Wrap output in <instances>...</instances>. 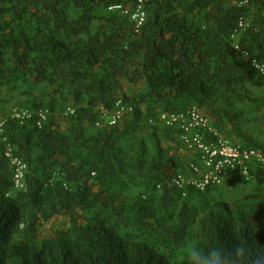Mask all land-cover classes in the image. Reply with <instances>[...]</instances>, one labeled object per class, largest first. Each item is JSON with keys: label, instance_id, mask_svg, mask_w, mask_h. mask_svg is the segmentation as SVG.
I'll return each instance as SVG.
<instances>
[{"label": "trees", "instance_id": "1", "mask_svg": "<svg viewBox=\"0 0 264 264\" xmlns=\"http://www.w3.org/2000/svg\"><path fill=\"white\" fill-rule=\"evenodd\" d=\"M134 1L0 0V264H188L193 243H254L264 229L263 188L202 205L183 196L179 130L158 122L193 106L219 135L263 149L240 129L253 108L264 131V97L249 90L264 85L252 66L264 67V0H150L138 32L108 11ZM18 95L23 121L4 111ZM118 100L131 112L108 126L101 112ZM7 152L25 166L22 189ZM59 219L66 228L41 236Z\"/></svg>", "mask_w": 264, "mask_h": 264}, {"label": "built area", "instance_id": "2", "mask_svg": "<svg viewBox=\"0 0 264 264\" xmlns=\"http://www.w3.org/2000/svg\"><path fill=\"white\" fill-rule=\"evenodd\" d=\"M149 1L135 0L132 6L116 5L108 8V11L120 12L126 16L132 24L133 31L138 32L145 22V6ZM243 26V23L240 22L239 27L243 28ZM242 54L246 55L245 52ZM252 66L264 74L263 66L255 62H252ZM68 112L72 114L71 110ZM130 112L131 108L118 100L112 112H101V117L104 118L108 126H115ZM10 117L23 121L28 119L30 115L27 111L15 109L11 112ZM39 117L41 123L46 119V113L41 112ZM158 122L163 128H177L182 150L193 157L189 165L188 175H178L173 180V183L180 188H191L198 192H204L208 188L221 185L227 178L249 182L253 179L252 170L254 167L264 170V133L263 149H249L219 135L211 128L210 121L204 112L193 106L183 113L161 114ZM149 123L154 122L150 121ZM3 131L4 121H0V141H3L1 136ZM6 156L11 157L9 153ZM10 165L15 172V187L22 188L25 166L20 160L13 157L10 160Z\"/></svg>", "mask_w": 264, "mask_h": 264}, {"label": "clouds", "instance_id": "3", "mask_svg": "<svg viewBox=\"0 0 264 264\" xmlns=\"http://www.w3.org/2000/svg\"><path fill=\"white\" fill-rule=\"evenodd\" d=\"M15 109L17 108L10 110L9 114H11V112ZM263 133L264 131H262V136ZM7 153L11 155V152H7ZM180 154L181 155L187 154L190 157L187 164L185 163V165H187L185 166L187 167L185 171V175H188L189 165L193 157L189 153H186L183 150H180ZM8 158L11 160L12 155L11 157ZM227 179L221 185L217 186L219 190L220 188L222 189V186L227 187L228 184ZM243 182L245 184H248L250 181L249 182L243 181ZM22 188H17V189H22ZM177 188L183 191V196H186V194L189 193L191 194V192L204 195L210 189L216 187L208 188L204 192H198L191 188H180L178 186ZM261 233H264V229H258L254 243L248 240L246 236L239 241L222 240L219 245L208 248L201 247L199 243H193L189 245L186 252L188 264H264V235H261Z\"/></svg>", "mask_w": 264, "mask_h": 264}, {"label": "rangeland", "instance_id": "4", "mask_svg": "<svg viewBox=\"0 0 264 264\" xmlns=\"http://www.w3.org/2000/svg\"><path fill=\"white\" fill-rule=\"evenodd\" d=\"M124 86H125L124 91L127 95L131 96L136 93V90L133 86H129V85H124ZM249 90L251 91L253 95L264 97V85L249 86ZM34 96L37 98V101L49 102V99L45 96V93H44V85H39L38 87H36ZM24 101H25V98L21 97L20 95L13 96L11 98L10 103L6 105V108H4V111L6 112L14 108H19L23 104ZM247 110L249 111V112L247 111L248 112L247 120L242 123L240 130H242V132L247 133L248 135H252L254 137L260 138L262 135V127L258 120L257 111L256 113H251L255 111L253 108H248ZM180 158H182V156H180ZM261 188L264 189V176L262 177L258 176L257 178L254 179L253 183L251 184H239L238 183L237 186H233L232 184L228 185L227 187L222 186V189H220L218 193L213 192V194L212 193L210 195L205 194V195H202V197L198 196L197 194L195 195L193 194L190 196L191 197L190 199L192 201V204H195V205L196 204L200 205V202L202 205L204 201L213 200V199L217 200L218 198H223L224 201L230 202L237 197H244L247 194L255 193L257 192L258 189H261ZM127 194L129 195V197H133V195H135V191H131ZM60 228H66L64 219H59V220H56L52 223L45 225L42 228L41 236H49L54 231Z\"/></svg>", "mask_w": 264, "mask_h": 264}, {"label": "crops", "instance_id": "5", "mask_svg": "<svg viewBox=\"0 0 264 264\" xmlns=\"http://www.w3.org/2000/svg\"><path fill=\"white\" fill-rule=\"evenodd\" d=\"M251 113H253V112H251ZM258 114H260V113H258ZM188 160H189V155L183 154L182 158H181V162L187 164Z\"/></svg>", "mask_w": 264, "mask_h": 264}]
</instances>
